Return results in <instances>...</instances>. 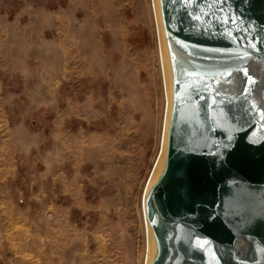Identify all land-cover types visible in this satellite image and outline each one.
<instances>
[{
    "label": "rangeland",
    "instance_id": "374dc122",
    "mask_svg": "<svg viewBox=\"0 0 264 264\" xmlns=\"http://www.w3.org/2000/svg\"><path fill=\"white\" fill-rule=\"evenodd\" d=\"M162 2L177 106L147 191L153 264H217L181 240L194 214L225 242L264 191V0ZM151 4L0 0V264H143L167 104ZM227 69L243 77L234 96L216 94ZM210 126L220 195L188 173Z\"/></svg>",
    "mask_w": 264,
    "mask_h": 264
},
{
    "label": "water",
    "instance_id": "95a60500",
    "mask_svg": "<svg viewBox=\"0 0 264 264\" xmlns=\"http://www.w3.org/2000/svg\"><path fill=\"white\" fill-rule=\"evenodd\" d=\"M231 74L236 73L227 69L225 78L216 86L222 90L220 94L222 96L223 94L234 96L237 92L238 80L235 81ZM219 137L218 127H208L201 134L199 147L191 155L188 173L198 193L208 191L216 195L221 193L217 172L222 155ZM263 212L264 191H261L242 211L229 219L234 225V234L225 242L220 238V225L217 222L194 214L189 215L185 219L187 230L182 236L181 243L185 248L194 249L203 256L215 260L217 264H264V227L258 221ZM238 256L241 259L235 261Z\"/></svg>",
    "mask_w": 264,
    "mask_h": 264
},
{
    "label": "bare ground",
    "instance_id": "6f19581e",
    "mask_svg": "<svg viewBox=\"0 0 264 264\" xmlns=\"http://www.w3.org/2000/svg\"><path fill=\"white\" fill-rule=\"evenodd\" d=\"M152 12H153V20L155 24V33L158 42V55L159 59L163 66L164 73V84L167 93V104L165 100V121H164V132L162 136V145L159 155L155 160V165L152 170V173L149 178V182L147 184V188L145 191V195L143 198L144 203V218L146 220L147 227V249L145 250L144 261L143 264H153L156 259H159L161 246L158 241L155 233L152 230L153 226L149 223V214L147 211V191L150 187V184L153 182H157V177L167 171L168 168V155L170 151V133L172 129V122L175 115V110L177 106V96H176V62L174 56V48L172 44V40L170 38L169 30L166 23V18L164 14L163 2L162 0H153V5L151 4ZM232 75V74H231ZM237 85L242 84L243 77H239L236 74L232 75ZM224 90V89H223ZM215 91V88H214ZM222 90L220 88H216V94L220 95ZM166 170V171H165ZM156 180V181H155ZM145 227V222L143 223ZM145 227V231H146ZM156 238V239H155ZM158 242V243H157ZM159 251V252H158Z\"/></svg>",
    "mask_w": 264,
    "mask_h": 264
},
{
    "label": "crops",
    "instance_id": "0c3cea01",
    "mask_svg": "<svg viewBox=\"0 0 264 264\" xmlns=\"http://www.w3.org/2000/svg\"><path fill=\"white\" fill-rule=\"evenodd\" d=\"M32 167H34V165H32ZM39 174H40V176H41V178H42V172H41V170L39 171ZM27 188H29V189H27ZM27 188H26L27 190H30V189L32 188V187H31V183L27 185ZM36 193H37V192H36ZM31 196L34 197V196H35V193L32 192V193H31ZM32 197H29V198H32Z\"/></svg>",
    "mask_w": 264,
    "mask_h": 264
},
{
    "label": "flooded vegetation",
    "instance_id": "af4514ba",
    "mask_svg": "<svg viewBox=\"0 0 264 264\" xmlns=\"http://www.w3.org/2000/svg\"><path fill=\"white\" fill-rule=\"evenodd\" d=\"M230 242V241H229ZM241 259V257H236V259H235V261H238V260H240ZM215 261V260H214ZM216 262V261H215ZM216 263H218V262H216Z\"/></svg>",
    "mask_w": 264,
    "mask_h": 264
}]
</instances>
